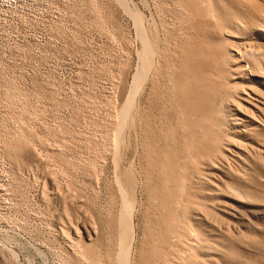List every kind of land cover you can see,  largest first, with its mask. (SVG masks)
<instances>
[{"label":"rangeland","instance_id":"374dc122","mask_svg":"<svg viewBox=\"0 0 264 264\" xmlns=\"http://www.w3.org/2000/svg\"><path fill=\"white\" fill-rule=\"evenodd\" d=\"M258 23L264 0H0V264H264ZM200 43L197 73L225 66L237 95L215 99L221 150L186 201L181 177L159 189L147 129L181 48ZM171 207L181 237L152 257Z\"/></svg>","mask_w":264,"mask_h":264},{"label":"bare ground","instance_id":"6f19581e","mask_svg":"<svg viewBox=\"0 0 264 264\" xmlns=\"http://www.w3.org/2000/svg\"><path fill=\"white\" fill-rule=\"evenodd\" d=\"M256 30L264 35L263 23H260ZM143 46L145 58L144 67L139 74L140 77L148 76L147 73H149L148 71H150L152 66L151 54L153 47L145 39ZM181 49L180 62L175 69L176 71H173L171 74L170 83L162 96V110L157 115H154L152 111V118L149 119L150 128L147 131L152 134L156 146L157 156L155 164L158 167V173L161 177L160 181H162L159 189L164 193V188L168 180L173 178L175 181L177 177H181L185 179L183 180V185L188 186L185 198L187 201V196L191 195L190 184L192 178L199 175V165L202 163L210 165L215 159V155L212 154L213 151L221 150L220 146L223 140L220 129L217 128L219 123L218 119L214 117V114H216V109H214L215 99L219 97L222 102L229 98H234L237 95V89L229 83L228 77H226L227 69L225 66L218 64L208 74L197 73L195 69L198 68L197 65L200 59L207 58V52L201 43L188 45V47L184 46ZM257 96L254 98L258 99V101L260 100V103L263 104L264 96ZM170 123L173 124L167 128ZM165 125L166 127L164 128ZM175 127H179V129H174ZM22 137L21 135L16 137V145L19 142H23ZM259 139L264 143V136ZM204 141H208L209 144L206 143L208 145H203ZM182 165L187 173L183 175L175 173V167ZM233 191L238 194L236 189H233ZM166 200L163 199V201H160V205L165 207ZM177 208L173 209L171 207L164 211H169L175 215L177 211L179 212ZM164 211L159 210L158 212L163 213ZM178 217H180L179 214L173 216L170 221L164 219L163 223L160 224L165 229V232L163 234L158 233L152 247V257L156 255L157 251H163L161 246L176 249L171 239L172 237H176L177 239L181 237V224L179 223ZM130 229L128 220H126L122 227L121 236L122 246L124 248ZM164 255L165 263H168L169 259L166 254Z\"/></svg>","mask_w":264,"mask_h":264}]
</instances>
